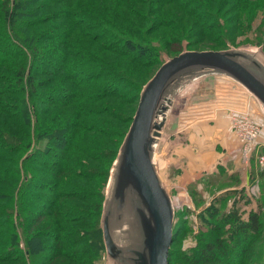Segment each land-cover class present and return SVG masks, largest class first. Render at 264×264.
<instances>
[{
	"label": "trees",
	"instance_id": "trees-1",
	"mask_svg": "<svg viewBox=\"0 0 264 264\" xmlns=\"http://www.w3.org/2000/svg\"><path fill=\"white\" fill-rule=\"evenodd\" d=\"M258 4L264 12V0H0V264L106 257V191L147 85L182 53L237 49L236 14ZM232 186L198 214L186 264H261L264 214L244 217L238 200H251Z\"/></svg>",
	"mask_w": 264,
	"mask_h": 264
},
{
	"label": "rangeland",
	"instance_id": "rangeland-1",
	"mask_svg": "<svg viewBox=\"0 0 264 264\" xmlns=\"http://www.w3.org/2000/svg\"><path fill=\"white\" fill-rule=\"evenodd\" d=\"M261 9L262 7L258 4L252 6L248 11L240 13V15L236 14L235 18L237 21L235 22V29L237 33L234 37L235 43L230 45L231 48H255L259 52L264 50V12L260 11ZM247 12L251 13V15L246 16ZM256 44L260 45V47H255ZM186 45L187 42H184L179 46V49L185 51V49H187ZM164 57L163 60L168 59V56ZM204 64H206L205 68L214 67L209 63ZM191 73L192 71L189 72V74ZM122 86L124 87V85ZM241 88L243 87L229 81L227 78L210 77L203 81L196 91L195 96L185 108L186 122L182 127L177 129V135L181 141L179 140L177 143L174 142L169 149L166 147L165 151H163L164 155L160 157V173L170 192L174 210H176L177 216L175 217V223L177 226H180L178 230V232H180V241L173 246L176 254L173 255L174 264H186L182 258L189 256L195 259L193 249L198 243L197 235L200 230L204 229L201 220L198 218V214L206 207L210 206L211 203H214L215 197L219 196L221 192L231 190L232 185H229L230 187L226 186L224 180L226 176H238L240 183L237 186H232L233 189L238 188L245 190L251 200L249 203H245V201L240 199L238 200L240 203V211L244 214L243 216H248L250 211L256 209L262 210L264 214V205L261 206V200L264 198V180L260 177L256 182H252L250 181L251 175L249 174L251 169L257 172V174L264 171V167L259 164V157L262 155L264 156V154H258V157L255 159L258 166L253 165L251 168V163L247 160V162L242 161V167H237L236 170L234 167L231 168V165L228 163L227 165L217 163V165L216 161H214L215 156L212 155L213 152L209 150V144L205 143L203 138L200 140L201 142L195 141L186 143L190 134L188 126L192 121L197 120L200 111L199 108L204 107V105H207V107H214L217 105L218 107L231 110H242L246 111L250 118L253 117L251 115L253 114L251 109L257 111L256 102L254 99H252V102L251 100L249 101V97L245 93L246 91L244 90V92ZM255 113L257 114V112ZM181 144H184V146H191V152L187 148V154L191 156L192 163L190 165L187 162V157L185 158L183 154L179 153L181 151ZM239 145H241V143H239ZM241 148L242 154H244L242 145ZM174 151H177L178 157L173 154ZM205 156L207 158L204 161L203 158ZM208 158H210L211 161H208ZM116 163L118 165V170H122L123 165L126 166L127 163H129L128 165L132 170H137L135 162L131 157L129 158V155L125 152L120 153ZM230 164H232V162H230ZM100 166L103 167L101 164ZM153 169L159 178V182H161L159 171L155 166ZM219 174L225 176H223L221 182H216L215 176ZM209 182H211V184H208ZM194 188L200 193L201 202H198L197 197L193 195ZM166 197L170 200L168 196ZM240 201H242V203ZM230 203H232V200ZM223 208L226 209V206L224 205ZM182 229H184V232ZM261 246L262 253L260 252L261 256L259 255L257 260L258 262L261 261V264H264V242ZM99 264H105L104 255L101 257Z\"/></svg>",
	"mask_w": 264,
	"mask_h": 264
},
{
	"label": "water",
	"instance_id": "water-1",
	"mask_svg": "<svg viewBox=\"0 0 264 264\" xmlns=\"http://www.w3.org/2000/svg\"><path fill=\"white\" fill-rule=\"evenodd\" d=\"M257 52V49H234L182 53L166 62L143 92L137 115L120 152L133 159L137 170H132L129 163L122 164V170H118L116 160L109 184L113 175L119 173L127 186H132L149 201L156 219L152 264H168L173 242L174 207L170 194L153 169L154 166L157 168L153 156L174 102L191 84L220 74L246 88L264 108V64L261 59L258 61ZM204 63L214 67L205 68ZM103 228L107 254H111L113 239L105 220V205Z\"/></svg>",
	"mask_w": 264,
	"mask_h": 264
},
{
	"label": "crops",
	"instance_id": "crops-1",
	"mask_svg": "<svg viewBox=\"0 0 264 264\" xmlns=\"http://www.w3.org/2000/svg\"><path fill=\"white\" fill-rule=\"evenodd\" d=\"M244 49L250 50L255 48ZM257 53L259 55L258 61L261 59L260 62L264 64V53L262 51H258ZM210 77L227 78L229 81L238 84L224 75L215 74L191 84L176 98L153 156L164 188L169 194L170 192L160 173V157L164 155L163 151H165L166 147L169 149L174 142H179L180 139L177 135V129L182 127L186 122L185 108L195 96L200 84ZM241 89L246 91L244 92L249 97V101L251 100L252 102V99L255 100L257 111L251 109L253 113L251 115L255 122L262 128L254 150L248 159L242 154V148L239 145L240 142L232 130L231 113L234 110L218 107L217 105L214 107L204 105V107L199 108L200 111L197 120L192 121L188 126L190 134L186 142H201L200 140L203 138L204 142L209 144V150L213 152L212 155L215 156L214 161H216V164L227 165L228 163L231 165V168L234 167L235 169L242 167L241 162H247V160L251 163V168L253 165L258 166L255 159L258 157V154H264V108L246 88L243 87ZM187 148L191 152V146L181 144V151L179 153L183 154L185 158L187 157V162L190 165L192 163L191 156L187 154ZM173 154L178 157L177 151H174ZM206 158L205 156L203 160L205 161ZM207 160L211 161L210 158ZM249 174L251 175L250 181L252 182L260 179L259 173L257 174L252 169L249 171ZM105 220L113 239V250L111 254L106 255L105 264H152L154 254L153 232H155L156 226L155 215L146 197L140 195L132 186H127L119 173L113 175L106 191Z\"/></svg>",
	"mask_w": 264,
	"mask_h": 264
},
{
	"label": "built area",
	"instance_id": "built-area-1",
	"mask_svg": "<svg viewBox=\"0 0 264 264\" xmlns=\"http://www.w3.org/2000/svg\"><path fill=\"white\" fill-rule=\"evenodd\" d=\"M231 126L235 137L244 148L245 158L248 159L261 133V126L250 118L246 111L241 110H234L231 113ZM259 164L264 167L263 155L259 157Z\"/></svg>",
	"mask_w": 264,
	"mask_h": 264
}]
</instances>
